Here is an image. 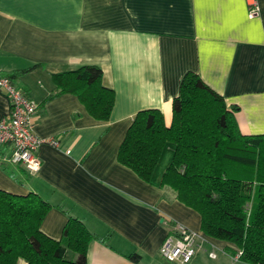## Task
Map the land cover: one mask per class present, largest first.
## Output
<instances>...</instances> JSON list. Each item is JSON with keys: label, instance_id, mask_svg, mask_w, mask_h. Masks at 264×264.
<instances>
[{"label": "crops", "instance_id": "0c3cea01", "mask_svg": "<svg viewBox=\"0 0 264 264\" xmlns=\"http://www.w3.org/2000/svg\"><path fill=\"white\" fill-rule=\"evenodd\" d=\"M257 2L260 15L250 18L248 0H0V77L43 66L14 82L39 105L37 135L60 141L58 149L40 148L37 174L7 161L12 147H0V189L49 203L42 231L55 240L70 217L104 239L91 243L88 264H172L160 249L179 224L200 237L191 264H244L234 244L205 235L201 215L162 185L175 144L166 145L150 182L118 153L139 112L161 110L172 124L188 72L239 108L244 134H264V0ZM85 65L101 67L116 93L108 121L73 94L53 97V74ZM10 106L0 92V120Z\"/></svg>", "mask_w": 264, "mask_h": 264}, {"label": "trees", "instance_id": "16d2710c", "mask_svg": "<svg viewBox=\"0 0 264 264\" xmlns=\"http://www.w3.org/2000/svg\"><path fill=\"white\" fill-rule=\"evenodd\" d=\"M36 65L8 75L16 81ZM101 67L85 65L53 74L57 92L77 96L88 113L108 121L116 93L103 83ZM238 107L195 72H188L173 100V120L167 125L161 110L139 112L119 148V162L150 182L168 143L176 145L162 185L179 201L197 211L208 237L234 244L239 261L264 264V134L246 135L237 123ZM14 176V174H11ZM52 206L37 193L16 195L0 189V264H88L93 235L70 217L61 240L42 231ZM68 252L78 254L69 259ZM130 259L141 262L138 254Z\"/></svg>", "mask_w": 264, "mask_h": 264}, {"label": "built area", "instance_id": "2783aa9c", "mask_svg": "<svg viewBox=\"0 0 264 264\" xmlns=\"http://www.w3.org/2000/svg\"><path fill=\"white\" fill-rule=\"evenodd\" d=\"M249 17L260 15L257 0H248ZM0 92L10 101L9 113L0 120V147H12L7 161L23 167L30 174L42 169L39 150L43 145L60 147L58 139H43L35 132V120L39 113L38 103L7 76L0 77ZM70 153V151H69ZM199 234L179 224L163 242L161 256L172 264H191L199 252ZM215 258V253H210Z\"/></svg>", "mask_w": 264, "mask_h": 264}, {"label": "rangeland", "instance_id": "374dc122", "mask_svg": "<svg viewBox=\"0 0 264 264\" xmlns=\"http://www.w3.org/2000/svg\"><path fill=\"white\" fill-rule=\"evenodd\" d=\"M69 253H72V252H69Z\"/></svg>", "mask_w": 264, "mask_h": 264}]
</instances>
